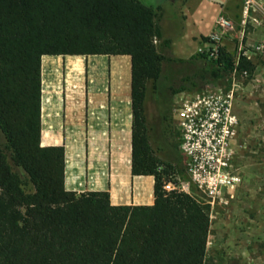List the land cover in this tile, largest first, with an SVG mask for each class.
<instances>
[{"label":"trees","instance_id":"obj_1","mask_svg":"<svg viewBox=\"0 0 264 264\" xmlns=\"http://www.w3.org/2000/svg\"><path fill=\"white\" fill-rule=\"evenodd\" d=\"M167 12L143 0H0V264H205L211 206L165 189L173 167L158 171L146 132L148 84L171 81L165 64L190 65L168 55ZM44 56H74L78 72L81 56L131 57L132 174L155 177L153 205L66 189L65 147L42 146ZM200 57L201 77L236 69L225 47ZM238 68L254 66L241 59Z\"/></svg>","mask_w":264,"mask_h":264},{"label":"rangeland","instance_id":"obj_2","mask_svg":"<svg viewBox=\"0 0 264 264\" xmlns=\"http://www.w3.org/2000/svg\"><path fill=\"white\" fill-rule=\"evenodd\" d=\"M143 1L150 6L165 2ZM184 2L166 1L164 8L168 12L162 26L166 38L172 41L168 55L190 65L165 64L167 75L175 72L171 81H164L159 90L153 83L148 84L146 132L151 156L160 163L159 172L164 173L163 164L173 167L165 177L171 181L165 185L167 191L192 194L211 206L212 224L205 264H264V55L257 50L264 45V24L260 30V18L255 20L259 13L252 11L243 28L242 12L241 17L233 20V38L225 39V46H221L235 55L236 60L241 54V59L251 62L254 69L245 70L248 77L234 81V72L224 73L219 80L211 75L201 77L197 75L202 66L200 55L207 50L196 51L197 44L185 46L181 41L185 27ZM206 6L203 11L192 8L197 30L201 33L212 30L216 17L215 7ZM241 42L243 51H240ZM86 59L90 61L91 58ZM243 71L239 69V73ZM74 87L76 93L94 91L89 74ZM169 87L182 90L173 94ZM97 91L112 97L111 67L106 71L102 89ZM230 96L233 97L231 112L222 118ZM205 107L217 120L207 118L199 128L196 122L183 118L180 113L185 108L192 113ZM4 142L0 130V143ZM215 176L218 180L216 190L212 188Z\"/></svg>","mask_w":264,"mask_h":264},{"label":"crops","instance_id":"obj_3","mask_svg":"<svg viewBox=\"0 0 264 264\" xmlns=\"http://www.w3.org/2000/svg\"><path fill=\"white\" fill-rule=\"evenodd\" d=\"M166 1L169 3L171 0L153 7L164 8ZM243 2L244 0H185L182 43L185 46L197 44L196 51H210L213 46L204 39L209 38L216 30L218 17L221 14L231 20L241 17ZM209 4L216 11L214 25L210 32L201 33L197 30L192 8L197 7L203 11ZM258 15L261 30L264 16ZM188 23L191 24L190 30ZM71 57L74 56H44L42 60V146L65 147L68 191H108L114 205H153L154 178L132 174L134 114L131 57L81 56L85 58L79 72ZM87 57L91 58L90 61ZM109 67L112 68L114 88L111 98L97 91L102 89ZM94 68L97 69V74L93 71ZM120 72H124L123 76ZM88 74L93 80L94 91L89 94L73 91L75 84L87 78ZM46 133L49 135L47 139ZM146 199L149 202H145Z\"/></svg>","mask_w":264,"mask_h":264},{"label":"built area","instance_id":"obj_4","mask_svg":"<svg viewBox=\"0 0 264 264\" xmlns=\"http://www.w3.org/2000/svg\"><path fill=\"white\" fill-rule=\"evenodd\" d=\"M252 11H257L260 15L264 16V0H244V9H243V18H242V27L243 28L247 25L248 19L250 18V14ZM234 29H235V23L233 20H231L230 18H228L227 16H225L223 14H221L218 17V19L216 21V30L209 37L210 38V44L213 46V48L208 52H211L212 58L216 57V55L218 54V49H219L221 43L225 39L233 38L232 31ZM243 50H244V47H243V44L241 42L240 51H243ZM257 50L262 55H264V45L259 46L257 48ZM244 54L246 56V53H244ZM240 61H241V54H239V56L236 60V69L234 70V76H233L234 81H236L237 78L244 79V78L249 76L247 71H243V72L239 73L238 67L240 65ZM232 100H233V97L230 96L229 101L226 103L227 104L226 109L223 111V117L222 118H224V116H228L229 113L231 112V101ZM189 112H190V110H188L187 108L180 110L181 116L185 119H189V120L192 119L193 122H196L197 128H199V126L203 127L204 122H207L206 121L207 118H211L214 121L217 120L216 118H214V115L210 113L208 107H205L204 109L198 108V109L194 110V112H192V113H189ZM210 128H213V126L210 125ZM215 178H217V177L215 176L212 179V181L214 182L213 185H215V187H212V188H214V190L217 189L215 183L218 182V180H216ZM209 179H210V177H209ZM221 182H223V181H221Z\"/></svg>","mask_w":264,"mask_h":264}]
</instances>
